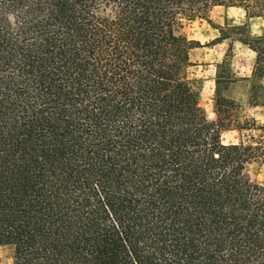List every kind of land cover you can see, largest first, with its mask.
<instances>
[{"label": "trees", "instance_id": "trees-1", "mask_svg": "<svg viewBox=\"0 0 264 264\" xmlns=\"http://www.w3.org/2000/svg\"><path fill=\"white\" fill-rule=\"evenodd\" d=\"M215 7L264 0H0L11 264H264V125L233 116L218 75L209 120L190 70L184 23Z\"/></svg>", "mask_w": 264, "mask_h": 264}, {"label": "rangeland", "instance_id": "rangeland-1", "mask_svg": "<svg viewBox=\"0 0 264 264\" xmlns=\"http://www.w3.org/2000/svg\"><path fill=\"white\" fill-rule=\"evenodd\" d=\"M184 31L200 44L191 51L194 65L190 70L201 80L200 104L207 118L215 120L213 98L218 75L219 97L234 102L233 116L264 125V12L247 17L239 7H215L208 21H185ZM239 138L235 130L221 132L224 143H236ZM248 171L252 179L264 183V162H251ZM0 264H11L6 248H0Z\"/></svg>", "mask_w": 264, "mask_h": 264}]
</instances>
